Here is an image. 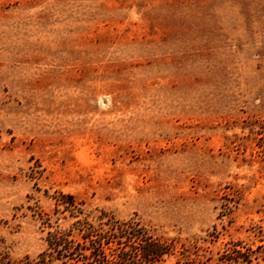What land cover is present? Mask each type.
<instances>
[{
	"label": "rangeland",
	"instance_id": "374dc122",
	"mask_svg": "<svg viewBox=\"0 0 264 264\" xmlns=\"http://www.w3.org/2000/svg\"><path fill=\"white\" fill-rule=\"evenodd\" d=\"M102 212L264 264V0H0V253Z\"/></svg>",
	"mask_w": 264,
	"mask_h": 264
},
{
	"label": "trees",
	"instance_id": "16d2710c",
	"mask_svg": "<svg viewBox=\"0 0 264 264\" xmlns=\"http://www.w3.org/2000/svg\"><path fill=\"white\" fill-rule=\"evenodd\" d=\"M56 202L64 205L66 211L78 210L71 195L59 193ZM96 220L99 221L97 225L85 218L76 221L69 231L50 233L51 252L49 256L46 253L41 255L44 258L42 263L46 264L47 257L53 259V253H58L59 257L67 259L64 264H158L166 256L173 255L177 248L176 240L156 236L154 231L140 222L117 221L104 212ZM74 230L78 231L81 241L72 237ZM182 250L183 255L190 249L182 245ZM258 250H253L243 241H231L218 252L217 260L208 258L197 261L184 256L176 264H258ZM0 264H12L3 252L0 253Z\"/></svg>",
	"mask_w": 264,
	"mask_h": 264
}]
</instances>
